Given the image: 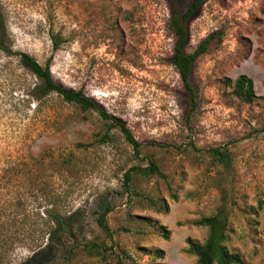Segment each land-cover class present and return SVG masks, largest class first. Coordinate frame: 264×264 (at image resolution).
Returning a JSON list of instances; mask_svg holds the SVG:
<instances>
[{
	"label": "rangeland",
	"instance_id": "374dc122",
	"mask_svg": "<svg viewBox=\"0 0 264 264\" xmlns=\"http://www.w3.org/2000/svg\"><path fill=\"white\" fill-rule=\"evenodd\" d=\"M187 1L0 0V264H197L186 239L206 227L191 222L220 207L226 247L264 264V0H205L186 22L187 49L215 35L193 64L192 102L167 27ZM18 52L120 119L138 156L114 126L98 139L95 110L37 89ZM240 74L250 103L231 93ZM148 160L163 177L132 174L123 189ZM105 204L108 233L95 221ZM58 219L66 230L49 232Z\"/></svg>",
	"mask_w": 264,
	"mask_h": 264
},
{
	"label": "trees",
	"instance_id": "16d2710c",
	"mask_svg": "<svg viewBox=\"0 0 264 264\" xmlns=\"http://www.w3.org/2000/svg\"><path fill=\"white\" fill-rule=\"evenodd\" d=\"M204 1L205 0H188L180 12L176 10L172 11L167 22V27L173 36V53L170 62L179 75L183 88L189 93L191 102L194 100V95L189 78L193 64L200 54L208 50V45L215 38L214 34H209L199 40L192 49H187L188 33L186 22ZM4 36V27L0 20V50L6 52L7 49L3 44ZM216 37L217 39L220 38L219 36ZM17 54L21 65L27 68L38 79L39 85L37 89L43 93L55 92L63 101L72 103L81 110H95L101 119L106 122L104 132L98 139L100 141L108 139V132L110 128L114 126L122 134L125 141L131 145L133 155L136 157L138 156L137 147L139 143L132 137L131 133L120 119L106 113L100 104L84 95L80 90L65 87L54 81L50 76L48 65H40L26 52H18ZM231 93L243 103H250L253 99L251 79L244 74L238 75L232 82ZM77 145L82 146L83 144L77 143ZM209 154L216 163L221 164L224 168L228 167L230 157L226 149L222 147H212L210 148ZM132 174L139 176L158 175L163 177L155 163L148 160L143 166L134 165L123 172L121 179L123 189H128ZM110 210L111 206L105 204L101 210L98 211L95 218L97 226L104 233L109 232V227L106 223V214ZM64 220H68V222L71 223L69 217L64 218ZM53 223L57 225L50 228L49 232L55 233L56 231L66 230V226L60 219H58L57 222L53 221ZM191 223L193 225L206 227V236L202 242L193 241L189 238L186 239V252L195 257L197 264H243L239 253L235 250L228 249L225 245L227 239L226 216L222 207L216 209V211L210 215L201 216L193 220ZM46 225L49 226L48 222H46ZM65 233L66 232L60 234ZM87 249L90 251L93 250V243H89ZM157 254L160 256L162 251L158 250Z\"/></svg>",
	"mask_w": 264,
	"mask_h": 264
}]
</instances>
